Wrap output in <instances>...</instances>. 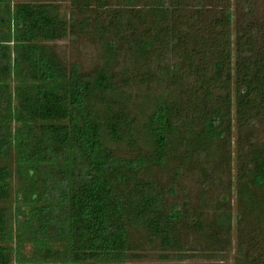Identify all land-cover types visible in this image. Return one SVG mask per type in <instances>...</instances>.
Returning <instances> with one entry per match:
<instances>
[{
  "label": "trees",
  "instance_id": "1",
  "mask_svg": "<svg viewBox=\"0 0 264 264\" xmlns=\"http://www.w3.org/2000/svg\"><path fill=\"white\" fill-rule=\"evenodd\" d=\"M261 6L0 0V264H129L140 240L189 264L234 230V264H264ZM83 38L100 48L89 70L55 47ZM193 169L201 194L222 191L189 209Z\"/></svg>",
  "mask_w": 264,
  "mask_h": 264
},
{
  "label": "rangeland",
  "instance_id": "2",
  "mask_svg": "<svg viewBox=\"0 0 264 264\" xmlns=\"http://www.w3.org/2000/svg\"><path fill=\"white\" fill-rule=\"evenodd\" d=\"M68 4L65 3L61 6V9L63 11L64 8H67ZM260 15L264 14V7H260L259 10ZM55 47L56 50L60 53V55L64 58V60L66 62H73V61H77L80 64H82V66L84 67L85 70H89L91 68H93L94 66L98 65L100 62V48L99 46H97L96 44H93L92 42L88 41L87 39L83 38L80 41H76V43L71 42L70 40L64 39V40H59L55 42ZM158 61V60H157ZM165 61H169V60H165L163 58L162 62L164 63ZM151 93L154 95H158V91L159 88L158 87H151ZM137 92L139 89H136ZM133 91V90H132ZM160 92V91H159ZM163 92V91H162ZM143 93H139L140 97V101L143 102ZM147 104V103H146ZM137 108L135 110V108H132V114L131 116H133L134 118L136 117V119L134 120L135 124L141 121V119L143 118V114L139 112L140 110H145L146 109V105L145 106H140L137 102ZM149 107V104L147 105ZM259 130L258 132H256V137H255V141H260L262 139H264V123H261L259 126ZM238 131L237 129L232 131V133L229 135V142H231V144L233 145V148H237L239 145V141H237V137H238ZM161 173V171H159ZM163 172V171H162ZM164 178H166V176H164ZM200 179H203V176H201V174H199L197 171H195L194 169L190 172V174H187L186 176H184L182 178V182H181V186L184 188H182V193H184V199L186 201V205L188 206L189 209H193V208H197L199 203L201 202V200L207 199L211 196H215L216 194H219L222 190L221 189V185L220 187H217V183L215 182L213 185L214 187H209L206 191L205 189V193L201 194V186H202V182L200 181ZM227 179V178H226ZM205 182V187L206 185L209 183L208 181H204ZM204 195V196H203ZM231 199L232 204L234 205V207H236V201H235V193L233 195L229 196ZM204 209L206 211H212L213 210V206H206L204 207ZM233 212L234 214L237 212L236 208H233ZM233 224L235 225V221L233 222ZM236 236H237V232L236 230L233 231L232 235H231V241L232 244L229 246V248L226 250L227 252L225 253L224 256H218V257H214L212 259L210 258H205V257H188L187 260H183L181 261V263H189V264H234V257L237 251V245H236ZM141 243L143 244V249L138 250V252H141V255L133 257L132 259L129 260V264H164L166 263V261H164L161 257H159V254L162 253V249L159 248L158 245L153 246V244H151L150 240H145L142 241L140 240ZM178 257H172L167 264H173V263H179L180 259H177Z\"/></svg>",
  "mask_w": 264,
  "mask_h": 264
}]
</instances>
